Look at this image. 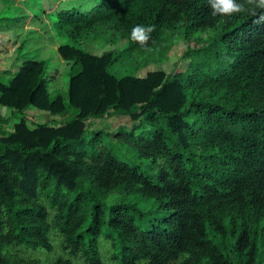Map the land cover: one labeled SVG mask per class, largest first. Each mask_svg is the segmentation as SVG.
<instances>
[{
  "label": "trees",
  "instance_id": "1",
  "mask_svg": "<svg viewBox=\"0 0 264 264\" xmlns=\"http://www.w3.org/2000/svg\"><path fill=\"white\" fill-rule=\"evenodd\" d=\"M94 2L87 12L55 6L69 40L56 48L66 96L49 94L59 69L17 57L0 26V105L77 110L57 126L21 119L0 132V264H105V238L114 264H264V9ZM138 24L155 26L146 47L131 39ZM176 36L186 71L113 70L160 62ZM91 37L125 44L96 54L82 47ZM116 114L132 122L124 141L138 162L99 145L101 131L85 137L90 118ZM53 238L60 254L49 257Z\"/></svg>",
  "mask_w": 264,
  "mask_h": 264
},
{
  "label": "rangeland",
  "instance_id": "2",
  "mask_svg": "<svg viewBox=\"0 0 264 264\" xmlns=\"http://www.w3.org/2000/svg\"><path fill=\"white\" fill-rule=\"evenodd\" d=\"M94 0H0V25L13 33L16 41L14 53L17 57L34 58L46 60L50 66V70L59 69V77L54 82H50L49 94L54 97L57 93L66 96L68 84V69L56 59V48L59 44L69 42L65 30L57 23V12L55 6L59 8H76L81 11H89L94 4ZM181 36H176L168 40L169 50L165 59L160 62H149L147 66H136V71L130 68L131 63H115L113 70L118 76L125 74L138 73L143 74L147 70L164 69L166 72L174 70L186 71L187 63L190 58L184 57L183 52L187 50V45ZM97 37H91L83 42L82 47L96 54L108 49H121L125 41L119 40L114 43L106 40H99ZM191 46V44H189ZM192 47V46H191ZM146 55V54H145ZM77 110L73 107L67 108L60 114H52L48 111L29 106L24 111H15L9 107L0 105V115L4 133L12 130L13 124L24 119L28 126L33 127L39 123H47L52 126L60 125L71 119ZM4 119V121H3ZM0 121V132L2 123ZM128 115L116 114L103 116L98 118H90L87 121V129L85 133L86 139L92 136L94 131H101L103 134L100 138L99 145L110 149L116 157L127 163L138 162L136 151L130 148V145L124 141L126 132L131 129ZM147 125L138 128L135 133L143 131ZM2 134L0 133V136ZM118 194H111L107 203H111L118 198ZM104 236L100 237L103 240ZM54 249L47 256L52 257L60 254L57 240L53 238ZM32 251V250H31ZM103 259L105 264H114L110 258L111 244L106 238L102 241ZM75 264H81L72 259Z\"/></svg>",
  "mask_w": 264,
  "mask_h": 264
},
{
  "label": "clouds",
  "instance_id": "3",
  "mask_svg": "<svg viewBox=\"0 0 264 264\" xmlns=\"http://www.w3.org/2000/svg\"><path fill=\"white\" fill-rule=\"evenodd\" d=\"M208 3L213 16H231L234 13L244 12L255 14L257 8L264 9V0H241V2L238 0H208ZM261 21H264V15H260L256 23ZM153 31H155L154 25H135L131 29V39L142 47H146Z\"/></svg>",
  "mask_w": 264,
  "mask_h": 264
},
{
  "label": "crops",
  "instance_id": "4",
  "mask_svg": "<svg viewBox=\"0 0 264 264\" xmlns=\"http://www.w3.org/2000/svg\"><path fill=\"white\" fill-rule=\"evenodd\" d=\"M1 26V25H0ZM4 29V28H3ZM0 121L2 122V117H1V115H0ZM3 121H4V119H3ZM3 123V125H2V130H3V126H5V121L4 122H2ZM14 125V124H13ZM13 128V127H12ZM12 131V130H11ZM10 131V132H11ZM2 132H4V130L2 131ZM10 132H8V133H6V135H8V134H10Z\"/></svg>",
  "mask_w": 264,
  "mask_h": 264
}]
</instances>
